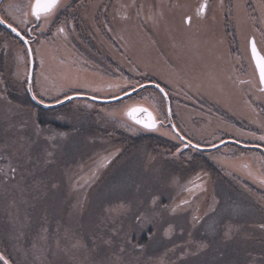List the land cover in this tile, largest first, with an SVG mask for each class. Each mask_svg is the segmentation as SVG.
Segmentation results:
<instances>
[{
    "label": "rangeland",
    "instance_id": "1",
    "mask_svg": "<svg viewBox=\"0 0 264 264\" xmlns=\"http://www.w3.org/2000/svg\"><path fill=\"white\" fill-rule=\"evenodd\" d=\"M34 1L4 0L0 18L30 38L31 89L33 96L44 104L54 105L73 95L114 98L152 82L168 88L174 96L188 93L209 98L211 103L253 126L260 123L259 107L264 106V92L248 45L253 38L264 56V0H205L206 5H202L203 0H107L111 4L107 23L96 16L98 8L106 6L103 0H76L82 8L77 20L81 25L73 36L68 30L57 33L59 26L53 23L58 11L66 17L65 22L74 21L69 10V3L74 0H60L58 10L38 19L32 12ZM201 5L206 10L204 15L200 13ZM102 22L109 25L106 27L112 26L114 41L117 40L123 56L103 40L94 25ZM94 40V45L102 44L109 57L101 61L94 58L90 50ZM29 67L23 43L0 29V149L5 155L9 149L12 158L22 147L23 138L27 151L31 146L34 153L40 152L41 171L46 167L45 159H53L46 174L52 183L48 208L51 215L59 217L52 240L45 236L28 247L23 241L24 250L7 244L10 253L18 256L12 264H182L189 252L176 241L195 233L205 237L201 246L206 247L207 253L215 246L228 248L243 254L246 264H264V198L253 196L241 185L239 190L237 185L227 183L223 177L225 170H221L222 175L211 174L192 150L187 151L188 158L184 154L177 156V149L183 144L158 126L157 119L166 121V113L157 90L145 88L113 104H91L80 99L49 108L52 111L37 112L26 100ZM177 97L173 111L178 127L184 131L185 118L192 126L187 134L193 135V141L208 145L218 141L219 138H213L214 129L226 128V123L217 117H206L208 136L199 139V115L179 104L181 98ZM85 103L92 110H84ZM137 107L150 111L157 122L151 128L160 131L162 137H167L164 141L175 147L173 158L157 150L153 143L141 142V135L148 134L150 128L130 120L129 113ZM119 138L133 140L132 149L127 150ZM229 149H221L217 154L220 157ZM231 155H235L233 166L264 183L258 166L245 170V161L253 160V156L248 160L236 151ZM115 157L119 159L120 171L113 173L117 179L111 174L108 180L118 181L111 187L120 191L122 197L108 199L109 206L103 210L88 211L90 201L105 199L99 198L106 187L101 188V183H105L101 181ZM219 157L213 156L220 163ZM7 166L11 177L0 178V205L5 208L3 215L14 237L22 223L19 224V215L6 188L29 186L30 173L27 165L22 169V162ZM2 217L0 222L4 221ZM184 219L191 223L189 230L186 226L184 230ZM230 220L236 226L228 225ZM212 225L214 232L210 234L215 233L217 238L206 237ZM149 228L153 229L149 240L158 238L159 244H163L153 262L146 258L147 253L133 251L132 245H127L128 239L125 241L127 232L144 233ZM228 238L231 242L224 241ZM120 240L123 244L118 243ZM157 246L154 241L147 249ZM110 247L114 252L111 256ZM9 251L0 248L4 258ZM1 254L0 261L4 263Z\"/></svg>",
    "mask_w": 264,
    "mask_h": 264
},
{
    "label": "flooded vegetation",
    "instance_id": "2",
    "mask_svg": "<svg viewBox=\"0 0 264 264\" xmlns=\"http://www.w3.org/2000/svg\"><path fill=\"white\" fill-rule=\"evenodd\" d=\"M4 0H2L0 2H3ZM88 1V0H87ZM104 3L106 4L104 9L98 8L97 10V14L96 16L98 17L100 15L101 20H103L104 22H108V16H109V11L108 9H110V5L108 4L109 2L106 0H103ZM80 6L78 5V2L76 0L69 3V10H70V14L72 16V18L74 19L73 22H65L64 20L66 19V17H62L61 16V12H57V20L56 23L54 21V24H58L59 28L57 33L61 34L62 32L68 30L71 31V35L73 36V34H75V31L80 30V23L77 21L78 20V16L80 15L81 11H80ZM59 9V8H58ZM57 9V10H58ZM82 9V8H81ZM0 20L2 22H4L1 18ZM109 20V19H108ZM6 25L12 27L11 25L7 24L6 22H4ZM94 25L96 26V28L101 32L102 34V38L103 40L106 42H110L113 46V48H115L117 50V53L120 56H123V52H121L119 45L117 44V40L114 41V33L112 30V26H109L107 24H103L102 23H94ZM13 29H15L20 35L21 37L24 39V41L27 43L29 51L32 55L31 49H30V38H27L25 35H23V33L19 32L16 28L12 27ZM0 29L4 30L5 32L9 33L11 36L13 35V33H11L10 31H8L7 29H5L4 27L0 26ZM51 32V31H50ZM47 32L46 35L48 36ZM81 34V32L79 33ZM87 35H88V29H87ZM14 36V35H13ZM14 38L18 39L19 41H21L23 43V45L26 47L27 49V53H28V48L26 46V44L24 43L23 40H21L19 37L14 36ZM79 40L81 39V37H77ZM92 41V40H91ZM117 42V43H116ZM94 43H91L90 45V50L94 53L93 56L96 60L101 61L104 58L109 57V55L107 54V52L104 50V48L102 47V44L96 46L94 45ZM106 46V45H105ZM29 55V53H28ZM30 61V58H29ZM32 64H33V57H32ZM29 71H30V67H29ZM32 74H33V65H32ZM31 80H32V76H31ZM27 85H28V81H27ZM155 85H157V88ZM138 87V86H137ZM135 89H138V88ZM145 88H151L154 90H157V92H159V94L162 97V100L165 103V113H166V121H161L159 119H157L158 122V126L160 128V130L166 132L168 131L170 133V135H173V137L177 138L182 144L183 146H181V149H177L178 153L177 156L184 154L185 156L189 153L187 151L192 150V152L197 153V157H200L202 163L201 166L203 168H207V170H210L209 172L213 175H222L221 170H225V174L223 177H225V181L229 184L232 185H237L236 188L240 187H245L246 189H248L253 196H258L261 198H264V183L261 181L260 183L256 182L255 180H253L250 177H247L248 172L242 171L240 168L233 166V157L231 155V153L233 151H236L238 154H241L242 158L244 159H248L250 156H253V160L251 161H245V170H253L252 168H256L257 166L260 168V172H262V176L264 177V106H260L259 107V111H260V117H261V121L259 124H257L256 126H253V124L251 122H248L246 119H241L240 117L235 118L232 116V114L228 113L227 110H224V108H220L219 105L215 102L211 103L212 101L208 98L205 99L203 97H201L200 95H191L186 93L184 96V93H179L178 95L181 98V102H178L179 104H181L184 107L187 108H192L193 110H195L197 112V114L199 115L196 119V126H197V133H198V137L199 139L206 138L208 135L206 134L205 131V125L206 123L204 122L206 117H217L218 119H220L221 121L226 123V128H221L220 126H216L214 129V135L213 138H219L218 141H216L213 144H203V143H197L195 141H193V135L191 134H187L188 131L192 128V126L187 122V120L184 118V131L178 127V121H177V117H176V113L175 111H173V102L179 101L178 99V95H172V93H169V89L168 88H164L161 87V85L155 83L152 84V82L150 83H145V85L143 84V87L141 89H139L137 92L119 100H125L126 98L137 94L139 91L145 89ZM135 89L132 90H127V92H123V94H120L119 96H115L114 98H99V97H87V98H93V99H97L100 101H108V100H112L115 99L117 97L123 96L125 94H128L132 91H134ZM32 90V89H31ZM107 89H101V91L106 92ZM168 90V91H167ZM163 91L165 96L163 95V93L161 92ZM177 91V90H176ZM33 93V92H32ZM176 93V92H174ZM73 96H82V95H73ZM29 99V94L27 96ZM37 97V96H36ZM72 97V96H69ZM67 97V98H69ZM38 98V97H37ZM37 98H35L38 102L44 104L43 102H41V100H38ZM185 98V99H184ZM85 100L86 102H91L95 103V104H113V103H117L119 101L116 102H112V103H101V102H96V101H92L89 99H85V98H75L73 100ZM167 99V100H166ZM72 100V101H73ZM166 101H168L169 103V112L168 109L166 107ZM71 102V101H70ZM189 102H193V103H189ZM35 104V103H34ZM68 104V103H67ZM66 105V104H64ZM43 108V107H42ZM45 109V108H43ZM84 110L90 111L92 110V107L90 105H87L85 103L84 105ZM147 110L144 107H137L134 108L133 112L129 113L130 116V120L133 121L136 125L138 126H142L144 128H150L149 129V133L152 134H146L143 133L142 138H158L159 140H163L165 138H167L166 136L162 137V133L160 131H158L157 129H152V125L156 126L157 122H155V120L153 119V116L151 114V122L146 125V118L141 119V117H143L142 111ZM44 111V110H43ZM148 112H150L149 110H147ZM184 113V110H183ZM170 116V118H169ZM199 118H201L199 120ZM208 119H206L207 122ZM108 129V128H107ZM155 133V134H154ZM197 136V135H196ZM167 140V139H166ZM169 141V140H167ZM230 147L231 149H229L228 152L223 153L220 157L217 154L221 149ZM252 154V155H251ZM187 155V158H188ZM175 156V153H174ZM213 156H218L221 159V162H217V160L215 158H213ZM259 156V157H258ZM193 162L197 163L196 160ZM224 167V168H223ZM227 169L232 170L230 173L228 171H226ZM243 184V185H242ZM241 185V186H239ZM230 187V186H228ZM239 195H242L244 197L243 193H240ZM251 197V196H250ZM255 225H257L255 223ZM246 226V225H245ZM254 226V224H253ZM252 226V227H253Z\"/></svg>",
    "mask_w": 264,
    "mask_h": 264
},
{
    "label": "trees",
    "instance_id": "3",
    "mask_svg": "<svg viewBox=\"0 0 264 264\" xmlns=\"http://www.w3.org/2000/svg\"><path fill=\"white\" fill-rule=\"evenodd\" d=\"M26 100L29 106H33L36 108L37 112H40L43 110H47V111L53 110V109H43L42 107L34 104L29 98H27ZM148 134H152V133H148ZM125 139L123 140L122 138H119V142L124 141L123 143L126 145L127 150L129 148L132 149V147L134 146V141L131 140L130 138L126 140ZM143 141H148L150 143H153L157 150H159L160 152H163L166 156L173 158L172 152L175 151V147H172L171 143H168L163 140H159L158 138H143L141 142ZM20 143L22 144V147L20 146L17 153L12 158H10L8 155L9 149L6 152V155L4 154V150L0 149V178H4L7 180L9 179L10 174H9V169H8L7 164H10L11 162H14V161L19 162L20 164L22 162V169L24 165L25 166L27 165L29 169V173H30L29 175L30 180L28 182L29 186L27 184L26 187H23L21 185L22 182L19 180V183L21 182L20 183L21 186L19 189L12 188L10 190L6 188V192H8L7 197L10 196L11 198L10 203L13 204L16 215H19V218H18L20 220L19 224L22 223V227L17 228L15 232L16 235L14 237H12L11 233L9 232V229H8L9 223H8L6 215H3V211L5 212V208L3 209L2 207L4 206L0 205V215L4 216L2 217V220L4 221L0 222V235H1L0 236V248H7L8 251H9V246L7 244L17 248V250H24L23 248L28 247L35 242L38 243L40 238L41 239L43 237L45 238V236L48 239L52 240L51 236L53 235L54 229L55 227H57L56 223L59 220V217L57 218L56 214H52V215L50 214V211H49L50 209L48 208L49 207L48 204L50 205V195L48 194L51 191L50 186L52 183L49 181V177L46 174L50 169L49 164L53 161V159H48V160L45 159L46 163L44 162V164H46L45 165L46 167L43 169V171H41L40 163H42V160H41L40 152H38L37 150L36 153H34L31 150V146L30 147L28 146V151H27V146H26L27 142L23 138L20 139ZM10 150H12V146L10 147ZM51 150H53V148H51ZM54 159H55V156H54ZM110 161L113 163L110 162V165L108 167L110 169L104 175L101 181V182L105 181V183H101V188L104 185L106 187L102 188L104 189V192H102L99 195V198H105V199H101L97 201H90V204H88L87 206L88 211L89 210L93 211L95 208L96 210H103L109 206L108 199L113 200V199H118L122 197L120 191H117L115 187H111L113 185L115 186L118 181L113 180L112 181L113 184H112L108 180V178L111 177V174H113L115 170L118 169L119 159L115 157V158H112ZM119 169L115 172V174H117L118 171H120ZM6 171L8 173H5ZM112 177L113 179H117L115 178V175ZM21 180H22V177H21ZM32 187L34 188V191L32 190L33 189ZM127 193L128 192H122V194H125V195H127ZM4 198H5V195H4ZM239 219L240 218H238V220ZM243 219H241L240 221H242ZM224 222L225 221H223V223L221 222L220 224L222 228L224 227L223 225ZM190 224L191 223L187 222V220L184 219V230H185V226L189 230L190 228L188 226ZM227 224L230 225L231 227L236 226L235 222L231 220L228 221ZM243 226H245V224ZM180 229H181L180 227H177V231H181ZM152 232H153V229L151 228H149V230L145 231L144 233H138V234L134 231L133 232L129 231L126 234L125 241L128 239L127 245H129L130 243V246L132 245L131 248L133 249V251L138 252L140 254L144 253V255H146L147 253L148 255H146L147 256L146 258L152 259V262H153L156 256L161 252L160 249H162L161 245L163 244H159L158 238L157 239L155 238L153 240L156 241V244L158 245L156 247L158 251L155 252L154 249L156 248H153V247H151L150 249H147L149 247V244H152L154 242L153 240L152 241L149 240V239H152L151 237H153ZM211 232H214L213 225L209 231V235L206 237H216L217 238V235L215 233L210 234ZM219 236L221 239H225L222 235H219ZM109 238H111V236ZM205 240H206L205 237L200 233H195L194 236H191L190 234V237H187L186 235V238L184 237L183 241H180L178 239V241H176V242H179L178 245H180L182 249L184 248V250H187L189 252V255L186 258H184V260L181 263L182 264H226V263L236 264L235 260L237 261V264L247 263V261L245 262V259H243V254H240V253L235 254V252H239L238 250L234 251L228 248L226 250L222 248H217L216 246L214 247L215 248L214 250V248L212 247L213 242L210 243V246L212 248H209L211 253H207L205 249L206 247L201 246V244ZM229 240L230 239L228 238V240H224V241L228 242ZM23 241L26 242V244L24 245L25 247L23 246V243H22ZM114 242L115 240L112 243ZM181 242H184V245ZM118 243L123 244V241L120 240ZM164 247L165 245L163 246V248ZM219 249H221V252H219ZM149 250L150 251L152 250L153 253L151 254L148 253ZM135 252L133 253L134 256H136ZM108 253H110V256L112 253H114L111 250V247L110 249H108ZM6 254H7L6 258H4L5 255L1 254L4 259V263L0 261L1 264H12L11 262L14 263V259L18 257V256H13L10 253V251L7 252ZM11 255L13 256V258ZM128 264H131V262H128Z\"/></svg>",
    "mask_w": 264,
    "mask_h": 264
},
{
    "label": "water",
    "instance_id": "4",
    "mask_svg": "<svg viewBox=\"0 0 264 264\" xmlns=\"http://www.w3.org/2000/svg\"><path fill=\"white\" fill-rule=\"evenodd\" d=\"M2 0H0L1 2ZM60 0H35L34 1V4L32 6V12L35 16L36 19H38L40 17V15H49L47 13H51L52 11H54L55 9H58V4H59ZM206 1L203 0L201 3L202 5H206L205 3ZM202 5H201V9H200V13L202 15H204L206 12L203 11L204 9L202 8ZM203 9V10H202ZM0 25L2 27H4L5 29H7L8 31H10L11 33H13L14 36H17L19 37L21 40L24 41V39L21 37V35L15 30L13 29L12 27L6 25L4 22H2L0 20ZM24 43L26 44L27 48H28V45L27 43L24 41ZM248 49H249V55H250V58H251V61L253 63V66L255 68V71H256V75H257V78H258V81H259V84H260V89L261 91L264 92V56L262 55V53L259 51V49L257 48V45L254 41L253 38H250L249 40V45H248ZM28 53H29V58H30V71H29V76H28V86H27V89H28V94H29V97L31 99V101L33 103H35L36 105L40 106V107H43L45 109H49V108H54V107H58L60 105H64L66 103H68L69 101L75 99V98H85V99H89V100H92V101H96V102H101V103H112V102H116V101H119L135 92H137L139 89H141L143 86L139 87L138 89H135L134 91L128 93V94H125L123 96H120V97H117L115 99H112V100H108V101H100V100H97V99H93V98H87V97H84V96H72V97H69V98H66L54 105H46V104H42L40 102H38L35 97L33 96V93H32V90H31V76H32V55L29 51V48H28ZM157 87V86H156ZM159 88V87H157ZM160 89V88H159ZM161 90V89H160ZM163 93V95L165 96L164 92L161 91ZM166 98V96H165ZM167 100V99H166ZM166 107L168 109V112H169V103L168 101H166ZM144 110V109H143ZM143 117H141V119H144L146 118V125H148L152 118H151V113L148 112L147 110H144L142 111V114H141ZM170 118V116H169Z\"/></svg>",
    "mask_w": 264,
    "mask_h": 264
}]
</instances>
